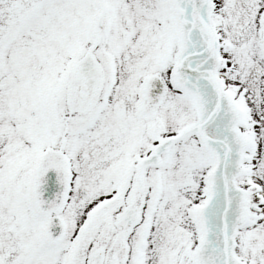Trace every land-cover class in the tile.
Here are the masks:
<instances>
[{
	"label": "snow or ice",
	"instance_id": "obj_1",
	"mask_svg": "<svg viewBox=\"0 0 264 264\" xmlns=\"http://www.w3.org/2000/svg\"><path fill=\"white\" fill-rule=\"evenodd\" d=\"M0 264H264V0H0Z\"/></svg>",
	"mask_w": 264,
	"mask_h": 264
}]
</instances>
